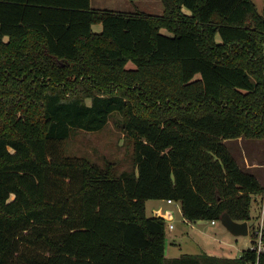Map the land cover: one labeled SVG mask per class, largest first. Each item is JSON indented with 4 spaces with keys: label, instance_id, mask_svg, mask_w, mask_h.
<instances>
[{
    "label": "trees",
    "instance_id": "trees-1",
    "mask_svg": "<svg viewBox=\"0 0 264 264\" xmlns=\"http://www.w3.org/2000/svg\"><path fill=\"white\" fill-rule=\"evenodd\" d=\"M162 4L0 0V264L256 261L250 247L167 256V220L146 202L178 201L190 221L252 219L264 186L227 142L264 139V12L254 0ZM115 113L131 171L67 154L75 130Z\"/></svg>",
    "mask_w": 264,
    "mask_h": 264
},
{
    "label": "rangeland",
    "instance_id": "rangeland-1",
    "mask_svg": "<svg viewBox=\"0 0 264 264\" xmlns=\"http://www.w3.org/2000/svg\"><path fill=\"white\" fill-rule=\"evenodd\" d=\"M257 5L258 10L263 13L264 12V0H254ZM91 4L96 9H109V10H117L124 12H147L150 14H162L163 12V4L162 0H91ZM93 28L95 31L102 30V24H94ZM165 33L169 32L164 29ZM122 118V114L115 113L107 123L105 127L95 131H88L83 129L75 130L71 136L66 140L65 148L68 155L71 156H84L88 157L92 161L98 164H104L105 161H111L115 163L116 170L119 175H121L125 171H131L133 168V145L131 141L126 137L124 131L121 128L120 120ZM245 139V138H243ZM246 144V151L249 153L250 161H263L264 160V139H246V141H239V143ZM228 147L233 152V154L237 155V158H241L238 155V151L236 147L238 146L237 139H230L227 142ZM243 149H245L243 147ZM239 150H242L240 147ZM254 158V159H253ZM251 163V162H250ZM258 174L264 186V168L258 170ZM256 205H261L260 213L262 211V207L264 206V194L263 196H258L257 200L253 202L252 206V219L248 221L249 230L254 229L258 226V222H260V216L257 217L258 210L256 209ZM163 206L164 209L168 206V202L164 200H156L149 199L146 202L147 214L155 215L154 208ZM173 206V205H172ZM175 212V220L173 224L176 225L177 228H181V220L183 218L182 214L175 208L173 209ZM199 223V221H196ZM201 221L200 223H202ZM197 226V224L195 225ZM188 227V226H187ZM210 227V225H209ZM190 227H188L189 229ZM216 231H222V234H215L213 239H204L195 240L193 237H197V234H192V237L188 238L187 233H185L182 237H178L176 240L177 243L182 242L181 245L183 249L179 247V245H170V248L167 251V255L170 254L171 249L173 252L169 255L170 257L178 256L181 252H191V253H207V250H200L198 248L197 243L200 247L205 248V243L209 249H213L212 247L219 249L218 252L221 256H225L223 252V246H227V243H231L234 247L232 248V252H229L230 255L237 256L241 253L243 249H247L251 245V234L247 235H235L229 229H227L221 221H219V225L215 227ZM191 229V228H190ZM189 229V231H190ZM196 230V229H195ZM169 232V230L167 229ZM193 233V232H192ZM169 234V233H168ZM194 235V236H193ZM204 244V245H203ZM219 247V248H217ZM230 250V249H228ZM228 252V251H227ZM229 256V255H227Z\"/></svg>",
    "mask_w": 264,
    "mask_h": 264
},
{
    "label": "crops",
    "instance_id": "crops-1",
    "mask_svg": "<svg viewBox=\"0 0 264 264\" xmlns=\"http://www.w3.org/2000/svg\"><path fill=\"white\" fill-rule=\"evenodd\" d=\"M237 141H238V146L236 147V150L238 151V155L241 156L240 159L237 158L239 164L241 165L242 168L248 169V170L254 172L259 177V179H260V176L258 174V170H260L261 168H264V160L263 161H256L253 158L254 159V162L250 161V158L251 157L249 156V153L246 151V144H245V142L244 143H239V141H246V139L239 138V139H237ZM240 147L242 148V150H239ZM243 147L245 149H243ZM234 155L237 157L236 154H234ZM260 181H261V179H260ZM161 200H164V199H161ZM260 207H261V205H259V206L256 205V209L258 210L257 217L260 216L259 218L261 219V217L263 216L262 213H264V206L262 207L261 213L259 212L260 211ZM174 208H175V210L177 208V210L182 214L181 204L178 201H173L172 203H168V206L165 209H164L163 206H159V207H155L154 208L155 215H156V212L158 210H161L163 213H166V212L170 211V213L172 214V219H166L167 220V228L169 230V232H168L169 234L167 236V246H166V250H168L170 248V245L171 246L172 245H179V247L181 249H183V246L181 245L182 242L177 243L176 240H178V237H182L185 233H187L188 238L192 237V234H194V235L197 234V237L196 238L193 237V239L195 240V242L197 240H200V242H201L202 239H204L206 241L207 239H210L213 236H215V234H217V233L218 234H222L221 233L222 231L219 230V232H218V231H216V228H215L216 226L219 225V221H216L215 223H213L212 221L200 219V220H197V221H199V223H197L196 221H190L189 219H187L186 217H184L183 214H182L183 218L181 220V224H182L181 225V228H179V229L177 228V230H176V225L173 224V221L175 220V212L173 210ZM201 221H203V222L200 223ZM196 224H197V226H195ZM209 225H210V227H209ZM187 226L191 228V229L189 228L190 231H189V229H188ZM214 238L215 237H213V239ZM208 243H205V248L199 246V244H201V243H197L198 244L197 246L202 251L203 250H207V253L210 254V255L221 256V254L218 252L219 249H216L214 247H212L213 249H209L206 246V245H208ZM226 243H227V246H223L222 245V248L224 247L223 248V252H226V253H224L225 256L229 255V256H232L233 257V255H230L229 252H232V250H233L232 248L234 246L231 243H228V242H226ZM217 248H219V247H217ZM228 249H230V250H228ZM172 252H173V250L171 249L170 254ZM166 253H167V251H166ZM183 253H191V252H183L182 251L181 254H183ZM197 253H201V252H197ZM169 255H167V256H169ZM180 255H178V256H180ZM173 257H176V256H173Z\"/></svg>",
    "mask_w": 264,
    "mask_h": 264
},
{
    "label": "water",
    "instance_id": "water-1",
    "mask_svg": "<svg viewBox=\"0 0 264 264\" xmlns=\"http://www.w3.org/2000/svg\"><path fill=\"white\" fill-rule=\"evenodd\" d=\"M156 216L164 217L165 219H172L170 211L163 213L161 210L156 212ZM221 222L235 235H247L249 234V223L248 221H236L229 214H225L222 217Z\"/></svg>",
    "mask_w": 264,
    "mask_h": 264
},
{
    "label": "built area",
    "instance_id": "built-area-1",
    "mask_svg": "<svg viewBox=\"0 0 264 264\" xmlns=\"http://www.w3.org/2000/svg\"><path fill=\"white\" fill-rule=\"evenodd\" d=\"M168 203H172V199L167 200ZM264 216V213H262ZM261 217V221L258 222V226H256L254 229L249 230V233L251 234V245L250 248L254 249L258 257L255 262L250 264H259V255L264 252V217ZM213 223L216 222V220H212Z\"/></svg>",
    "mask_w": 264,
    "mask_h": 264
}]
</instances>
